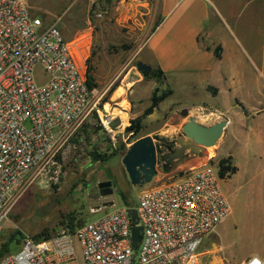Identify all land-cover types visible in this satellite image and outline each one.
<instances>
[{
    "label": "built area",
    "instance_id": "1",
    "mask_svg": "<svg viewBox=\"0 0 264 264\" xmlns=\"http://www.w3.org/2000/svg\"><path fill=\"white\" fill-rule=\"evenodd\" d=\"M89 2L93 19L109 13V0ZM85 64L58 22L45 25L27 0H0V229L28 187L60 171L62 156L77 147L74 139L95 111L102 129L113 131L116 116L100 109ZM221 181L218 168L205 164L143 189L135 207L143 227L138 247L133 206L122 205L74 230L65 223L47 238L24 234L0 264H197L205 238L231 213ZM242 264H264V258L255 254Z\"/></svg>",
    "mask_w": 264,
    "mask_h": 264
},
{
    "label": "rangeland",
    "instance_id": "2",
    "mask_svg": "<svg viewBox=\"0 0 264 264\" xmlns=\"http://www.w3.org/2000/svg\"><path fill=\"white\" fill-rule=\"evenodd\" d=\"M27 2L33 13L43 19L45 25L58 22L64 37L72 46L74 55L85 59L86 72L89 66H92V73L97 82L94 89L100 98L98 105L101 110L107 109L116 118L111 132L100 128L96 111L86 123L90 139L93 144H100L101 152L107 153L108 160L103 161L98 157L96 159L93 144L90 145L89 141L83 139L81 143H77V147L62 156L58 173L51 172L48 178L37 179L22 194L9 219L0 229V245L14 238L10 243L13 251L17 246L15 238L20 237L18 232L36 235L49 229L50 233L54 234L65 223H73L75 227H79L97 220L117 206L127 205L122 194L126 195L129 204L137 207L143 189L178 180L189 168L178 167L179 164L195 156L189 151L183 159L173 162L167 171L162 166L164 161L160 160V156L169 149L166 148L163 152L157 149V174L145 185H134L123 164V158L131 144L139 138L150 135L156 145H162L161 138L171 133L168 128L173 124L179 125L175 134L168 137L170 140H176L177 135L183 133L180 125L183 117L181 112L171 118L172 109L167 108V105L173 103V99L161 105L163 100L156 108L158 110L155 109L152 115L145 118V126L139 133L127 130L131 120L141 115L150 104L154 88H168L164 80L159 82L155 78H145L136 65L138 61H143L140 53L139 19L142 17L141 12L149 10L143 0H133V5L109 0V13L102 19L89 16V0ZM36 74L40 82L45 81L46 77L39 67ZM123 86L126 90L121 96L119 88ZM122 99L128 101L127 121L115 111L117 107H121L119 102ZM201 118L203 123L212 121L211 116ZM80 133L84 135L83 132ZM107 139H110V142ZM216 148L217 145L202 154L208 158L205 164H212L217 169L220 158ZM107 180L113 183V193L103 195L99 184ZM221 183L229 192L231 180H222ZM233 195L234 193L230 215L215 235L211 234L205 238L200 248L197 256L199 264H240L255 254L264 258V216L260 204L252 200L246 192H240L234 198ZM212 240L215 244L213 246ZM206 248L212 251L202 253Z\"/></svg>",
    "mask_w": 264,
    "mask_h": 264
},
{
    "label": "crops",
    "instance_id": "3",
    "mask_svg": "<svg viewBox=\"0 0 264 264\" xmlns=\"http://www.w3.org/2000/svg\"><path fill=\"white\" fill-rule=\"evenodd\" d=\"M143 3L149 10L139 19L142 60L159 66L165 72V85L173 90L161 105L173 99L167 105L171 118L191 108L189 116L200 121L208 116L210 123L228 119L216 153L219 158L231 157L238 170L222 178L231 180L230 191L222 183L223 191L231 209L232 193L234 198L246 192L260 204L264 216V0ZM30 11L36 16L31 7ZM187 121L183 116L180 125ZM178 125L168 128L170 134H175ZM194 155L178 167L207 163L202 153ZM211 245H215L213 240Z\"/></svg>",
    "mask_w": 264,
    "mask_h": 264
},
{
    "label": "water",
    "instance_id": "4",
    "mask_svg": "<svg viewBox=\"0 0 264 264\" xmlns=\"http://www.w3.org/2000/svg\"><path fill=\"white\" fill-rule=\"evenodd\" d=\"M136 65L141 71H149L152 68L151 64L144 61H138ZM190 111L191 108H185L181 111L184 117H188V121L182 126L183 133L176 137V148L162 154L164 158L163 168H168L173 162L183 159L189 151L200 154L209 147L216 146L225 132L228 123L227 118H222L214 123H203L194 117H190ZM123 164L134 185L150 183L157 174L158 165L157 145L153 137L147 135L132 143L123 158ZM112 185L111 180L101 182L99 184L101 193L103 195L113 193ZM129 213L134 222L132 228L133 240L135 246L138 247V243L142 239L141 231L143 227L138 225L137 209L131 207ZM18 233L22 239L24 234Z\"/></svg>",
    "mask_w": 264,
    "mask_h": 264
},
{
    "label": "trees",
    "instance_id": "5",
    "mask_svg": "<svg viewBox=\"0 0 264 264\" xmlns=\"http://www.w3.org/2000/svg\"><path fill=\"white\" fill-rule=\"evenodd\" d=\"M140 72L143 74V76L145 78H155L157 79V81L159 82H163V80L165 79V72L159 67V66H153L149 71H141V69H139ZM87 77H88V85L90 88H94L97 86V82L95 80V77L92 73V66H89L88 71H87ZM173 93V90L168 87L167 89H163L161 90L160 87H155L154 91L152 93L151 99H150V104L144 109L143 113L139 116H137L136 118L131 120V124L127 127V130L129 132H135V133H139L145 126V118L147 116H149L150 114H152L154 112V110L156 108H158V106L160 105V103L165 100L166 98H168L171 94ZM243 110L245 112H247L246 108L243 106ZM87 126L88 124H85L84 128L81 130V132L84 133V135H82V133H79L80 137L75 138L74 140L77 143H81V141L83 139L89 141V144L92 145L93 142L90 139V133L87 131ZM102 128V126L100 127ZM163 140L162 145L158 144L157 145V149L161 152H163L166 148L169 150H174L176 147V140H170L168 137H162L161 138ZM110 142V139H107ZM94 157L96 159L100 158L103 161L108 160V155L107 153H102L101 152V146L99 143H94ZM98 157V158H97ZM160 160L164 161L163 155L160 156ZM171 168H164L165 170L169 171ZM218 170H219V175L221 178H226L232 174H234L235 172H237L238 167L236 165L233 164L232 162V158L231 157H223L220 158L218 161ZM123 198L126 202L127 205L133 206L131 204H129L127 197L125 194H122ZM70 227L72 228V230H74L76 227L73 223L69 224ZM81 226V225H80ZM52 234L50 233L49 229H45L39 233H37L36 235H33V237L35 239H41V238H47L50 237ZM17 240V246L15 251L21 246L22 244V239L17 236L15 238ZM14 241V238H11L10 241L8 242H4L0 245V258L3 257L4 255H6L7 253L13 252V249L11 248L10 243Z\"/></svg>",
    "mask_w": 264,
    "mask_h": 264
},
{
    "label": "bare ground",
    "instance_id": "6",
    "mask_svg": "<svg viewBox=\"0 0 264 264\" xmlns=\"http://www.w3.org/2000/svg\"><path fill=\"white\" fill-rule=\"evenodd\" d=\"M125 90L126 89H125L124 86L119 88V91L121 92V94H120L121 96H122V94L124 93ZM115 95H117V94L115 93ZM119 104L121 105V107H117L115 109V111L122 116V119H124L125 121H127L128 117H129V113L126 110L127 109V106H128V101L122 99V101H120ZM210 148L211 147H209L208 149L210 150Z\"/></svg>",
    "mask_w": 264,
    "mask_h": 264
}]
</instances>
